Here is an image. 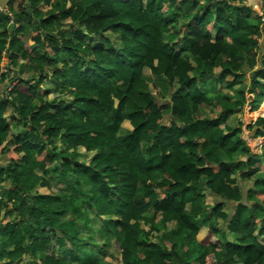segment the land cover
<instances>
[{
    "label": "trees",
    "instance_id": "obj_1",
    "mask_svg": "<svg viewBox=\"0 0 264 264\" xmlns=\"http://www.w3.org/2000/svg\"><path fill=\"white\" fill-rule=\"evenodd\" d=\"M6 9L0 264H264V116L246 125L262 138L252 153L236 115L264 100V8L8 0ZM124 121L132 130L120 135Z\"/></svg>",
    "mask_w": 264,
    "mask_h": 264
},
{
    "label": "rangeland",
    "instance_id": "obj_2",
    "mask_svg": "<svg viewBox=\"0 0 264 264\" xmlns=\"http://www.w3.org/2000/svg\"><path fill=\"white\" fill-rule=\"evenodd\" d=\"M245 4L246 5H249L250 7H251V9L254 11V12H261V9L262 8H264V3H261V0H245ZM38 8H42V9H44L45 7L43 6V5H39L38 6ZM108 35H110V37L113 39V40H115V39H117L116 38V36L115 35H111L110 33H108ZM24 43H25V48L26 49H29V45L32 43L30 40H25L24 41ZM4 55V54H3ZM24 61H22V60H19L18 61V64H20V63H23ZM5 64H7V60H6V58H5V56H4V59L2 60V62L0 63V66H4ZM3 68V67H2ZM9 69H11V67L9 68ZM5 70V73L7 72V69H4ZM3 70V71H4ZM15 71H17V67H12V70H11V72H10V75H13V73H15ZM33 72H24L23 74H21V75H24V77H26V78H28L29 77V75H31ZM227 79H232L231 77H227ZM248 81V78L246 79V82ZM31 83H32V81H31ZM43 85H44V87H48L49 88V86H50V82L48 81V80H46L44 83H43ZM43 85H41V87L43 86ZM18 88L20 89V90H22V91H25L26 90V87H25V85H23V84H20L19 86H18ZM224 90V89H223ZM153 92H156V90L155 89H153ZM164 92V91H163ZM259 107V110H257V111H251L249 108V106H248V104L243 108V110L237 115V117H240V119H241V121L242 122H246V124L247 123H249V121H251V120H254L256 117H258L260 114H264V100L258 105ZM251 111V112H250ZM9 112L7 111V117L9 118V114H8ZM167 116L168 115H166L165 117H164V119L162 120V122H164V123H168V118H167ZM243 127H244V125L242 124V129H243ZM245 129L247 130V128L245 127ZM130 130H132V127L130 126V124H129V122L128 121H124V122H122L121 123V129H120V131H119V134L120 135H125L128 131H130ZM248 131V130H247ZM247 131H244L245 133L244 134H246V136L245 135H243V138L244 139H246V138H248L249 137V135L247 134L248 132ZM247 132V133H246ZM254 139H256L255 141H254V143L252 144V147H253V150L254 151H258V149H259V146H260V144H261V140H262V138L261 137H256V138H254ZM247 141H248V139H246ZM80 152H82L83 153V158L86 160V161H89L90 159H91V157H92V153L91 152H84V150L83 149H81L80 150ZM8 156H10V157H12L13 155L12 154H8ZM255 187H258V186H255ZM39 191H41V192H44V191H46V189H41V190H39ZM50 190H48V192H49ZM211 200H210V197H208L207 198V202H210ZM114 217H111V219H113ZM98 226V225H97ZM168 227H170V224H169V226ZM141 228L142 229H144V230H147L148 229V225H144V224H142L141 223ZM209 231H208V229L207 228H201V230H200V232L197 234V239L198 240H205V238L206 237H208V233ZM151 239H153L154 240V238H153V235L151 236ZM98 243H101V241H97ZM117 254V252H115V255ZM104 258V261H107L108 259L106 258V257H103Z\"/></svg>",
    "mask_w": 264,
    "mask_h": 264
},
{
    "label": "crops",
    "instance_id": "obj_3",
    "mask_svg": "<svg viewBox=\"0 0 264 264\" xmlns=\"http://www.w3.org/2000/svg\"><path fill=\"white\" fill-rule=\"evenodd\" d=\"M7 2H8V0H0V9H2V8H4V11H6L7 12V9H6V4H7ZM4 56L6 57V54H4L3 55V59H4ZM6 64L4 65V66H1V72L4 70V69H6ZM1 86H0V91H1ZM249 106V105H248ZM250 107V106H249ZM250 110H251V108H249ZM10 110V108H8V111ZM257 110H259V108L257 109ZM257 110H255V111H257ZM251 112V111H250ZM239 114V113H238ZM237 114V115H238ZM259 116H264V114H260ZM257 118V117H256ZM255 118V119H256ZM254 119V120H255ZM254 120H251V121H254ZM251 121H249V123L251 122ZM243 123V125H244V127H243V129H242V134H241V137L243 138V135H245L246 136V134H244L245 132L244 131H247L246 129H245V127H246V125L248 124H246V122H242ZM248 132V131H247ZM246 132V133H247ZM248 135H249V133H247ZM254 138H256V137H251L250 135H249V137L248 138H246V139H248V141L246 140V139H244L245 140V142H246V144L249 146V148H250V151L252 152V153H258L259 151H260V149H258V151H254L253 150V147H252V144L254 143V141L256 140V139H254ZM261 166H263L264 167V163L263 162H260L259 163ZM210 200H211V198H210ZM210 202H212V200L210 201ZM207 228L206 226H204V225H202L201 227H200V230H201V228ZM200 230H199V232H200ZM196 238H197V236H196ZM257 240L260 242V243H264V234L262 235V236H258L257 237Z\"/></svg>",
    "mask_w": 264,
    "mask_h": 264
},
{
    "label": "water",
    "instance_id": "obj_4",
    "mask_svg": "<svg viewBox=\"0 0 264 264\" xmlns=\"http://www.w3.org/2000/svg\"><path fill=\"white\" fill-rule=\"evenodd\" d=\"M13 28H14V23L12 22V23H10L8 25V31H9L10 34L12 33ZM169 113L171 114L172 113V110H170Z\"/></svg>",
    "mask_w": 264,
    "mask_h": 264
},
{
    "label": "clouds",
    "instance_id": "obj_5",
    "mask_svg": "<svg viewBox=\"0 0 264 264\" xmlns=\"http://www.w3.org/2000/svg\"><path fill=\"white\" fill-rule=\"evenodd\" d=\"M222 1V0H221ZM261 3H264V0H261ZM9 15H11V13H9ZM13 21H11L10 23H12ZM14 23V22H13ZM4 72V71H2ZM5 73V72H4ZM1 92V91H0ZM261 143H262V140H261ZM260 147V146H259Z\"/></svg>",
    "mask_w": 264,
    "mask_h": 264
},
{
    "label": "built area",
    "instance_id": "obj_6",
    "mask_svg": "<svg viewBox=\"0 0 264 264\" xmlns=\"http://www.w3.org/2000/svg\"><path fill=\"white\" fill-rule=\"evenodd\" d=\"M211 2H218V1H221V0H210ZM5 72V70H4Z\"/></svg>",
    "mask_w": 264,
    "mask_h": 264
}]
</instances>
